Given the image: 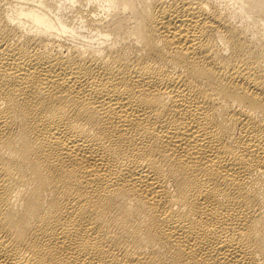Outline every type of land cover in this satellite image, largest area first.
Listing matches in <instances>:
<instances>
[{
    "label": "bare ground",
    "instance_id": "6f19581e",
    "mask_svg": "<svg viewBox=\"0 0 264 264\" xmlns=\"http://www.w3.org/2000/svg\"><path fill=\"white\" fill-rule=\"evenodd\" d=\"M0 264H264V0H0Z\"/></svg>",
    "mask_w": 264,
    "mask_h": 264
}]
</instances>
